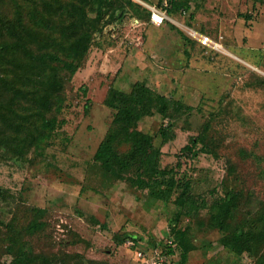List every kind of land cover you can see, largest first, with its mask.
Segmentation results:
<instances>
[{"label": "rangeland", "instance_id": "rangeland-1", "mask_svg": "<svg viewBox=\"0 0 264 264\" xmlns=\"http://www.w3.org/2000/svg\"><path fill=\"white\" fill-rule=\"evenodd\" d=\"M132 1L146 9L164 2ZM191 3L192 24L177 13L170 18L179 25L167 21L156 27L147 13L140 18L129 13L96 34L86 63L50 116L57 125L49 130L52 140L45 154L31 152L30 163L0 160V185L13 195L0 204V216L9 222L18 209H46V227L30 242L34 253L52 264H135L129 239L118 245L115 234L155 242L167 237L173 206L159 202L151 207L142 192L124 182L105 184L93 169L113 119L104 105L112 88L130 91L133 83L144 81L197 108L177 121L176 138L161 146L162 167H175L192 178L209 204L212 190L219 191L223 181L264 201V5L254 0ZM185 27L209 36L223 50L200 46ZM207 122L206 136L220 144L218 157L202 154L192 161L180 154L191 138L206 134L202 128ZM165 123L155 116L143 121L141 129L155 134ZM155 143L161 145V139ZM231 165L236 173L229 171ZM207 217L202 211L199 220H181V226L191 227L198 246L187 264H257L254 255L224 249L219 244L223 234L206 224ZM9 261L1 256V262Z\"/></svg>", "mask_w": 264, "mask_h": 264}, {"label": "trees", "instance_id": "trees-1", "mask_svg": "<svg viewBox=\"0 0 264 264\" xmlns=\"http://www.w3.org/2000/svg\"><path fill=\"white\" fill-rule=\"evenodd\" d=\"M168 3L170 15L184 10L192 24L191 0ZM257 3L264 5V0H254ZM129 13L134 18L148 15L132 0H0V160L30 163L31 152L35 157L45 154L52 140L49 130L57 125L50 116L71 78L86 63L95 35ZM241 17L251 20L248 15ZM104 105L113 111V119L92 165L96 175L105 184L124 182L142 192L151 207L161 202L175 209L166 239L155 242L115 234L118 245L128 239L133 243L129 249L135 264H143L138 251L154 250L168 264H187L198 246L191 227L181 226V220H199L202 211L207 212L206 224L223 234L219 244L224 249L237 256L254 255L257 264H264V201L223 181L219 191L212 190L209 204L196 192L192 178L175 167H162L161 146L176 138L177 121L197 108L153 90L144 81L133 83L130 91L110 89ZM155 116L167 123L155 134L142 130L143 121ZM210 128L205 123L206 134L191 138L180 154L192 161L202 154L217 158L220 144L206 136ZM156 138L161 145H156ZM229 171L236 173V168L231 165ZM12 199V192L0 185V204ZM46 211L24 207L9 222L0 216L5 243L0 248L1 264H52L35 254L30 242L46 227ZM2 255L10 261L1 262Z\"/></svg>", "mask_w": 264, "mask_h": 264}, {"label": "built area", "instance_id": "built-area-1", "mask_svg": "<svg viewBox=\"0 0 264 264\" xmlns=\"http://www.w3.org/2000/svg\"><path fill=\"white\" fill-rule=\"evenodd\" d=\"M146 7L148 10V19L150 23L153 24L154 26L160 27L164 25L167 21H171L179 25L177 22L173 21L170 18V14H169L170 5L168 3V0H164L160 8L155 6L152 7L149 5H146ZM179 14L182 15L183 17L187 15V13L184 10L181 11ZM185 30L191 37L195 38L204 47L223 50L222 45L214 43L210 37L203 34H198L197 32L193 31L188 27H185ZM128 245L130 247L133 245V243L131 241H128ZM137 255L143 264H168L166 258L158 250H154L149 253L138 251Z\"/></svg>", "mask_w": 264, "mask_h": 264}]
</instances>
